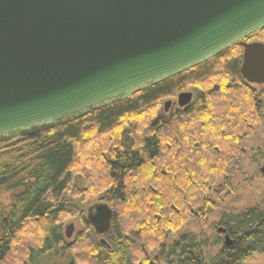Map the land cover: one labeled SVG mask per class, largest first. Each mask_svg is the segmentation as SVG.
Instances as JSON below:
<instances>
[{
	"label": "trees",
	"instance_id": "1",
	"mask_svg": "<svg viewBox=\"0 0 264 264\" xmlns=\"http://www.w3.org/2000/svg\"><path fill=\"white\" fill-rule=\"evenodd\" d=\"M254 39L264 43V29L244 42ZM242 53L243 48L238 43L207 62L130 98L57 128L1 146L0 200L11 194V202L4 212L0 209V264H34L37 257L55 246L69 250V264H79L75 245L81 243V238L75 245L72 242L66 245L63 233L64 218L76 214L75 208L64 200L72 183L75 144L92 134L110 132L118 127L122 118L128 115L134 118L132 114L135 113L143 115L159 99L172 97L189 85H204L210 78H215L212 79L215 83L211 84L209 95L222 97L224 93H238L242 89L248 99L247 108L233 117L235 113L222 108L214 107L211 112L203 100L201 105L192 104L181 114L174 112L169 121L160 117L149 119L140 132L135 131L132 122L128 130H120L114 135L112 158L106 163L98 159L105 167L109 181L100 200L107 201L114 210L110 247L82 248L88 253L85 264H153L146 260V249L157 250L155 259L163 264H243L253 254L264 253V208L261 207L237 215H223L219 219L220 227L231 239L229 246L224 245L219 235L212 243L204 236L192 233H183L171 243L165 238L167 228L175 232L181 227L188 197L206 200L204 189L211 184L207 185L206 181L222 166L226 153L223 151L235 145L236 131H229L232 128L229 119L243 127L246 113L264 111V89L255 91L240 75ZM220 100L217 99L218 103L224 101ZM197 112L206 123L213 119L217 124H199L194 130L198 137L191 133L187 142L182 141L189 147L179 145L181 126L191 122L192 115ZM226 126L228 131L221 133V128ZM202 137H205L204 142L201 139L198 142ZM171 145L172 148L168 147ZM218 146L223 151H217ZM176 147L173 156L171 151ZM202 155L204 158L200 157ZM261 155L264 158V149ZM198 156L200 158H196ZM159 184H164L165 188L160 190ZM202 205L198 207L200 210ZM120 208L126 212L122 218L116 212ZM179 215H182L180 220ZM84 221L87 223L86 218ZM28 226L39 227V240L37 244H20V251L25 256L20 259L21 254H18L11 260L18 236H22ZM210 245H220V249L206 261L204 250ZM80 246L85 245L82 242Z\"/></svg>",
	"mask_w": 264,
	"mask_h": 264
},
{
	"label": "water",
	"instance_id": "2",
	"mask_svg": "<svg viewBox=\"0 0 264 264\" xmlns=\"http://www.w3.org/2000/svg\"><path fill=\"white\" fill-rule=\"evenodd\" d=\"M262 29L264 0H0V147L130 98L238 43L242 79L264 85V43L244 42ZM176 99L182 109L192 104L189 92ZM113 216L98 203L86 221L106 234ZM216 232L231 244L224 228ZM72 233L70 224L65 238Z\"/></svg>",
	"mask_w": 264,
	"mask_h": 264
},
{
	"label": "rangeland",
	"instance_id": "3",
	"mask_svg": "<svg viewBox=\"0 0 264 264\" xmlns=\"http://www.w3.org/2000/svg\"><path fill=\"white\" fill-rule=\"evenodd\" d=\"M251 42L261 41L254 39ZM212 79L215 78H210L208 82H205L204 85L201 86L189 85L172 97H163L159 99L156 105L145 111V115L143 114L139 116L137 115L138 113H135L132 114L134 118L131 117V115H128L125 118H122L123 120L118 122L119 125L116 129L107 133H102L101 135L91 133L92 135L90 138H86L85 140L75 144V160L72 167V183L68 192L64 195V200L67 202L68 206L75 208L76 214L74 216L64 218L63 233L65 231V227L72 224L73 233L71 238L66 239L64 236L66 245L71 242L74 243V245L77 244L76 241L78 238H81V243L83 242L85 245L82 247L80 246L81 243H78L77 246L75 245V249L77 248L79 252L76 254L78 255L79 264H85L88 262V253L86 250H89V248L97 246H102L104 248L110 247V237L113 233L111 227L106 234H98L84 221V219L86 218L87 210L90 206L98 203L108 204L107 201L100 200L101 197L105 195V191L109 187V181L107 179L105 167L101 162H98V159L100 158L106 163V161L112 158L111 148L115 142L114 135H116V133L120 130H128V127L132 122L135 124V131L140 132L141 129L145 127L144 123H146L149 119L151 120L153 118L160 117L169 121L174 112L178 111V113L181 114V112H184L185 108H179L176 104L177 95L181 92L191 93L192 104L194 105H201L202 102L205 101L207 108L209 107L208 109H210L211 112L214 110V107H217L218 109H226L231 114L235 113L233 117H237L239 111L247 108L248 99L245 91L239 88L240 90H238V93H224L221 95L222 97L218 96L224 101L218 103V97H213L214 95L211 96L207 93L210 87H212L211 84L215 83ZM251 88L255 91L261 92L264 89V85H251ZM168 101L171 105L168 110L165 111L164 104ZM201 117V113L197 112L195 116L192 115L193 119L191 122L187 121V124L181 126L183 131H181L182 139L179 145L184 147L187 146L185 144L183 145L184 141H188L187 138L191 135V133H196L194 130L199 128V124L201 126H205L207 124L212 125V123L217 124L213 121V119L211 121L208 120V123H206L204 119H200ZM228 123H230L232 127L229 131H236H234L236 140L234 147L229 149L226 148V150L223 151L222 147L218 146L217 151L226 152L225 159L222 166L217 168V170H214L211 173L212 175H210L206 181L207 185L211 182L210 186H206L204 189L206 200L201 201L197 197H188V205L185 204V208L183 210L184 221L181 227H179V229L175 232L170 231L169 228L165 231L167 243H171L173 240H176L177 237L183 233L202 235L212 243L216 236L219 235L216 230L220 227L219 219L223 215H237L254 207L264 208V174L261 172V169L264 166V158H262L261 155L264 149V111L259 113L251 112V114L246 113L242 121L243 127H238L234 124L235 122L231 121V119H229ZM186 129L190 131H186ZM226 129L228 131V126L222 127L220 130L221 133L225 132ZM206 134L208 135V133ZM197 135L198 134H195V136ZM200 139L203 141L205 137L198 138V142H200ZM168 147L172 148L173 145ZM177 148L178 147L171 151L173 156L177 151ZM200 157L204 158V155ZM200 157L198 156L196 158ZM159 186L160 190L165 188L164 184H159ZM10 202L11 194L5 195L0 200V209L3 212L4 210H7ZM201 204H203L202 206L204 207L200 210L198 207H201ZM108 206L111 208L110 204H108ZM116 212L119 218L124 217L126 214L125 210L121 208L116 210ZM193 212H195V214ZM181 218L182 215H179V220ZM142 222L143 219L141 220V223ZM33 227L28 226L21 233L24 236H18L19 241L16 243V246H14L11 260L16 259L15 257H18V254H21L19 257L20 259H23L25 256L24 253L20 251V248H22L20 247V244L23 243L24 246L30 242L37 244L40 236V230H38L39 227H35V229ZM219 236L223 239L222 235ZM84 247L87 248L85 251L82 249ZM75 249L74 253H76ZM117 249L119 250V248ZM219 249L220 245H210L206 248L204 250L206 261H208L210 257L214 256ZM145 254H147L146 260L149 263L163 264L161 261L157 262V259H155L158 256L157 250L146 249ZM69 262V250L67 248H63L62 246H55L51 251L37 257L34 264H69ZM243 264H264V253L253 254Z\"/></svg>",
	"mask_w": 264,
	"mask_h": 264
}]
</instances>
